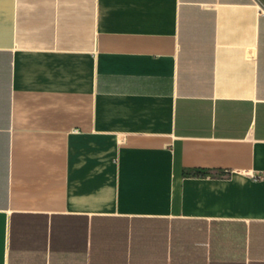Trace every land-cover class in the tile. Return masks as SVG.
I'll list each match as a JSON object with an SVG mask.
<instances>
[{
  "label": "crops",
  "instance_id": "obj_1",
  "mask_svg": "<svg viewBox=\"0 0 264 264\" xmlns=\"http://www.w3.org/2000/svg\"><path fill=\"white\" fill-rule=\"evenodd\" d=\"M0 264H264V2L0 0Z\"/></svg>",
  "mask_w": 264,
  "mask_h": 264
},
{
  "label": "rangeland",
  "instance_id": "obj_2",
  "mask_svg": "<svg viewBox=\"0 0 264 264\" xmlns=\"http://www.w3.org/2000/svg\"><path fill=\"white\" fill-rule=\"evenodd\" d=\"M261 1H263V2H264V0H261Z\"/></svg>",
  "mask_w": 264,
  "mask_h": 264
}]
</instances>
